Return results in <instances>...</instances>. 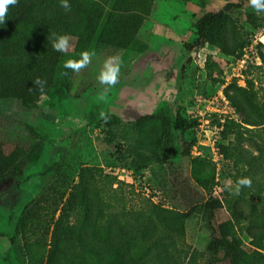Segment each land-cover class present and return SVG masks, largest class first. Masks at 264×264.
I'll return each mask as SVG.
<instances>
[{"label":"trees","instance_id":"obj_1","mask_svg":"<svg viewBox=\"0 0 264 264\" xmlns=\"http://www.w3.org/2000/svg\"><path fill=\"white\" fill-rule=\"evenodd\" d=\"M188 2L191 0H166ZM61 0H18L9 6L4 25H0V101H17L29 111L42 108L44 96L66 98L68 93L55 83L64 54L53 49L57 36L76 39L88 50L106 17L99 43L128 53L131 60L148 53L150 40L141 31L153 14L155 0H68L70 10L60 6ZM243 4L253 12L241 13ZM26 9L29 11L25 13ZM249 0L227 3L218 12H208L192 22L198 42L217 48L225 57L241 60L253 44L252 30L261 27L263 18ZM261 64L244 73L245 86L237 81L227 85L224 95L235 108L239 121L227 120L221 131L220 151L232 166L231 184L250 178V187L239 196L225 190L224 203L231 221L213 231L204 252L185 249V224L194 213L192 205L201 203L215 210L220 203L211 197L216 185V168L198 159L189 177L179 184V193L187 196L186 213L149 203L144 208L127 209L118 201V190L124 185L101 168L84 167L78 180L69 182L55 174L41 192L21 210L10 238L11 249L23 257L25 264H227L264 263V44L257 45ZM213 85L222 83L223 71L208 60L204 68ZM129 74L128 70L121 73ZM46 81L41 89L36 79ZM109 131L123 126L120 115L106 113ZM155 125L156 133L149 151L160 164L175 157L174 131L192 130L197 122L184 117L180 109L174 113L141 114L133 120L132 130L140 132ZM0 137V181L20 180L28 167L37 161L44 142L13 143ZM113 142V137L107 141ZM195 139L183 144V155L191 153ZM115 186H117L115 188ZM186 210V209H185ZM246 221L252 251L242 247L234 223ZM1 236V235H0Z\"/></svg>","mask_w":264,"mask_h":264},{"label":"rangeland","instance_id":"obj_2","mask_svg":"<svg viewBox=\"0 0 264 264\" xmlns=\"http://www.w3.org/2000/svg\"><path fill=\"white\" fill-rule=\"evenodd\" d=\"M243 1L155 0L154 13L141 33L150 40V51L135 60L128 53L99 43L110 11L108 6L88 50L68 37L70 46L61 58L55 78V83L68 93L66 98L44 96L42 108L37 111H29L17 101H0V137L10 141L6 147L8 152L13 143L23 140L31 143L34 136L44 142L39 159L28 167L22 179L0 181V264H25L20 253L11 249L14 225L21 210L55 174L75 182L82 168H101L104 174L123 182L117 196L127 209L144 208L152 202L174 212H188L185 208L188 197L179 193V184L190 176L196 159L214 164L211 152L202 147V157L183 155V144L192 142L197 134L192 130L174 131L175 157L169 163L160 164L148 148L156 133L155 125L134 133L133 120L141 114H171L177 109L189 120H196L198 116L194 112L207 108L204 100L224 94L226 86L234 81L245 86L244 73L250 68L254 75L251 67L261 64L257 45L264 44V13L259 14L263 22L259 29L252 30L253 44L241 60L225 57L217 48L198 42L191 26L208 12H218L227 3ZM253 11L248 4H243L239 13ZM241 13L239 17L244 21ZM84 51L95 52L85 68L74 72L64 67L68 60H79ZM112 56L120 58L121 72L118 83L108 87L99 82L98 76L105 61ZM208 60L221 67L222 83L213 85L208 77L205 79L203 70ZM124 69L129 71L126 76L121 75ZM101 112L120 115L123 126L109 131L100 123ZM110 137H113L112 143L107 142ZM215 168L216 185L211 197L220 205L214 211L201 203L192 205L194 213L185 224V249L204 252L213 231L231 221L224 203V186L231 184L232 166L223 161ZM247 225L241 221L234 223V228L242 247L252 251ZM199 263L204 264V260L200 258ZM219 264L227 262L220 258Z\"/></svg>","mask_w":264,"mask_h":264},{"label":"clouds","instance_id":"obj_3","mask_svg":"<svg viewBox=\"0 0 264 264\" xmlns=\"http://www.w3.org/2000/svg\"><path fill=\"white\" fill-rule=\"evenodd\" d=\"M250 5L257 11H264V0H249ZM18 0H0V25H4L9 10V6H15ZM60 6L65 10H70L68 0H61ZM69 39L66 35L57 36L52 44V47L57 52H66L69 48ZM95 56V52L84 51L81 53L79 60H68L64 67L71 69L74 72H79L85 68L90 62L92 57ZM121 72V61L118 56L109 57L105 63L103 70L98 76V80L102 85L108 87H114L118 81ZM35 85L39 88H43L46 85V81L42 79H36ZM100 118L105 122L109 120V116L105 112L100 113ZM250 178H241L236 181L234 185H225V190L234 196H239L242 189L251 186Z\"/></svg>","mask_w":264,"mask_h":264},{"label":"built area","instance_id":"obj_4","mask_svg":"<svg viewBox=\"0 0 264 264\" xmlns=\"http://www.w3.org/2000/svg\"><path fill=\"white\" fill-rule=\"evenodd\" d=\"M203 74L206 79L205 70ZM204 102L207 103L206 110L194 112L198 118L194 120L197 125L192 131L197 135L190 154L193 158L202 157L203 147L211 152L214 165L219 167L224 161L219 147L223 125L227 120L239 121V115L222 92L219 97H209Z\"/></svg>","mask_w":264,"mask_h":264},{"label":"crops","instance_id":"obj_5","mask_svg":"<svg viewBox=\"0 0 264 264\" xmlns=\"http://www.w3.org/2000/svg\"><path fill=\"white\" fill-rule=\"evenodd\" d=\"M153 13H154V11H153ZM151 17H152V16H151ZM151 17H150V18H151ZM148 22H149V20H148V21L145 23V26L143 27V29H142L141 33H142V32H143V30L146 28V25L148 24ZM149 51H150V50H149ZM149 51H148V52H149Z\"/></svg>","mask_w":264,"mask_h":264}]
</instances>
